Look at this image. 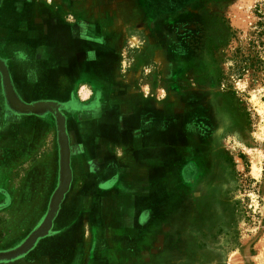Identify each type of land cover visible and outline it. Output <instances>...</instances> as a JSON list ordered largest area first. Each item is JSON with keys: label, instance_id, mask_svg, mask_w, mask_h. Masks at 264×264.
<instances>
[{"label": "rangeland", "instance_id": "rangeland-1", "mask_svg": "<svg viewBox=\"0 0 264 264\" xmlns=\"http://www.w3.org/2000/svg\"><path fill=\"white\" fill-rule=\"evenodd\" d=\"M183 3L165 4L164 8L174 13L185 7ZM0 11L6 12L2 23L4 18L9 24L18 22L17 6L9 8L5 4ZM161 23L164 25L157 24L160 29L155 23L149 37L139 34L126 44L121 70L123 75L138 76L140 85L152 81L154 96L148 93L149 97L163 112L151 109L142 116L151 123L154 119L166 123L169 139L167 135L163 137L170 142L172 153L176 148L173 138L181 132V152L186 153L187 167L184 176L181 173L178 180L171 179L170 201L165 211L155 212L154 217L151 213L141 215L142 203L150 201L137 198L135 216L139 223L154 219V232L163 235L164 248L162 238H154V244H148L151 255L139 253L138 258H129V253H125L124 264H264V0H198ZM4 39L0 44L9 55L17 94L24 96L26 103L52 99L49 95L58 85L57 74L72 68L75 50H54L48 63H43L36 56L43 55L44 46L34 52L24 46L26 38L18 42L19 46L15 40L7 46L6 36ZM5 52L0 51L2 60ZM61 54L64 61L59 60ZM61 66L64 67L60 69ZM45 117L11 112L0 84L3 134L7 128L12 134H19V130L33 128L34 122L43 127L38 129L44 133L53 124L49 115ZM71 122L69 118V127ZM153 134H157L155 130L150 139ZM2 146L1 178L6 177V164L20 174L30 168L33 171L21 194L20 174L13 179V206L0 213V256L6 255V248L25 245L45 224L58 191L57 181L51 180L50 162L45 168L35 166L36 158L28 165L17 160L10 162L8 158L17 155L11 152L20 153L22 149ZM175 164L171 162L172 174ZM156 190L155 202L160 195L167 198L168 189ZM41 191L37 203L43 204L44 209L24 210ZM71 199L68 193L53 232L57 226L63 229L60 225L67 227L79 218L80 214L73 209L76 199ZM49 231L50 226L38 240ZM4 238L9 242L3 243ZM53 238L42 239L37 247L42 242L58 240ZM80 257L78 254L67 264H79ZM5 263L6 259L0 258V264ZM107 263L110 264L109 260ZM12 264H24V259Z\"/></svg>", "mask_w": 264, "mask_h": 264}, {"label": "crops", "instance_id": "crops-1", "mask_svg": "<svg viewBox=\"0 0 264 264\" xmlns=\"http://www.w3.org/2000/svg\"><path fill=\"white\" fill-rule=\"evenodd\" d=\"M179 1L184 2L183 9H177L174 13L165 10V4ZM197 2L198 0H0L1 9L6 4L9 8L17 6L19 12L18 22L9 24L6 23V18L2 23V16L6 12L0 11V41L6 36L7 46L14 40L19 46L18 42L25 38L27 41L24 46L28 50L37 52L38 47L44 46L41 48L43 55L36 56V60L43 63H48L54 50H75L72 68L57 74L55 81L59 86L49 95L52 99L26 103L25 97L19 96L14 88L8 64L9 55L6 54L4 45L0 44V51L5 52L2 56L4 60L0 58V84L10 111L41 118L49 115L53 120V124L44 133L38 129L43 128L39 127L38 122H34L33 128L19 130V134H12L13 131L8 128L6 134H3L5 130L0 127L2 145L6 144V149H22L19 150L20 153L11 152L17 155H11L8 159L10 162H26L28 165L32 158H36L35 166L43 168L50 162L51 180L57 181L56 190L59 191L63 179L60 171L62 143L59 115L65 127L69 166L67 188L57 206L50 231L44 237H57L58 240L42 242L37 247L44 239L42 238L35 242L32 250L17 256L10 254L24 245L14 249L6 248L5 264L22 259L24 264H67L78 254L81 256L79 264H101L102 261L108 264L107 260L110 264H124L127 253L129 258H138L139 253L150 254L148 244L155 242L154 238H162L164 248L163 235L154 232V219L139 223L140 219L135 216L137 198H149L150 201L142 203L141 215L151 213V217H154L155 212L165 211L170 201L168 196L171 179L178 180L181 173L185 175L186 153L184 150L181 152L180 131L173 138L176 148L172 153L170 142H166L163 137L169 134L166 123L161 119H154L151 123L142 116L151 109L163 112L162 107L155 105V101L149 97V94L154 96L152 81L146 80L145 85H140L138 76L122 74L121 65L124 47L129 41L135 40L139 34L149 37V34L154 33L155 23L164 25L162 20L175 16V13H180ZM12 25L14 27L10 29ZM15 28L17 32L13 31ZM22 31L28 33L27 36L20 33ZM13 33L16 36H12ZM47 52L50 54L47 55ZM59 60H65L63 54ZM6 71L13 97L7 90ZM52 96L60 100L53 99ZM11 97L16 103L33 110L17 108ZM11 108L16 110L12 111ZM4 112L6 113V108ZM69 118L72 127H69ZM154 130L157 134H153L150 139L149 135ZM2 145L1 148L4 147ZM3 159L0 154V161ZM172 161L176 163L174 174L170 170ZM6 165L8 168L3 169L6 170V177H0V213L13 206V179L16 174H20V171L10 170V164ZM32 171L31 168L21 171L20 194ZM164 188L168 189L167 198L163 194L155 202L154 192ZM68 193H71L72 199H76L73 209L80 214L79 218L70 222L67 227L60 225L63 229L57 226L53 232L54 222L62 211ZM41 195L42 191L24 210L31 211L37 207L39 210L44 209L43 204L37 203ZM18 206L19 204L16 208ZM8 238H4L3 243L9 242Z\"/></svg>", "mask_w": 264, "mask_h": 264}, {"label": "water", "instance_id": "water-1", "mask_svg": "<svg viewBox=\"0 0 264 264\" xmlns=\"http://www.w3.org/2000/svg\"><path fill=\"white\" fill-rule=\"evenodd\" d=\"M6 86H7L8 93L10 94V96H12L10 84L8 82L7 71H6ZM12 97H11L12 101L15 102V100ZM14 105L17 108L19 107L23 110H33V108H31V107H24V106H22L16 102ZM58 118H59L58 120H59L60 136H61V143H62V174H63V179H62L61 188L59 189V191H58V193L54 199L50 215L48 216L45 224L30 238V240L22 248H20L19 250H17L16 252H14L10 255L17 256L18 254L29 250L35 244V242L45 233V231L50 226L51 221L53 220V217L56 213L57 206H58L59 202L61 201L63 194L67 188L68 175H69L68 148H67V141H66L67 139H66V134H65L64 122L59 115H58ZM0 258L6 259V255L0 256Z\"/></svg>", "mask_w": 264, "mask_h": 264}]
</instances>
